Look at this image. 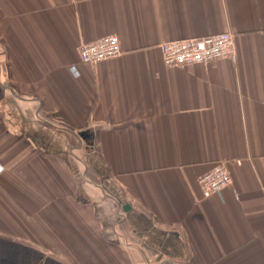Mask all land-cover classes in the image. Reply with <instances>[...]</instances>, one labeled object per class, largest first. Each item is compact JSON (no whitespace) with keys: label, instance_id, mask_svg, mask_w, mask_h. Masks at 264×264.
<instances>
[{"label":"crops","instance_id":"1","mask_svg":"<svg viewBox=\"0 0 264 264\" xmlns=\"http://www.w3.org/2000/svg\"><path fill=\"white\" fill-rule=\"evenodd\" d=\"M222 31L235 59L164 62ZM0 264H264V0H0Z\"/></svg>","mask_w":264,"mask_h":264},{"label":"built area","instance_id":"2","mask_svg":"<svg viewBox=\"0 0 264 264\" xmlns=\"http://www.w3.org/2000/svg\"><path fill=\"white\" fill-rule=\"evenodd\" d=\"M234 33L222 31L209 36L174 39L161 44L164 62L169 65L208 64L220 58L237 57ZM123 52L117 34H108L80 46L81 62L95 64L120 56ZM75 69V67H74ZM232 182L227 162L219 161L215 167L200 177L205 196L220 192Z\"/></svg>","mask_w":264,"mask_h":264},{"label":"water","instance_id":"3","mask_svg":"<svg viewBox=\"0 0 264 264\" xmlns=\"http://www.w3.org/2000/svg\"><path fill=\"white\" fill-rule=\"evenodd\" d=\"M129 207H130V206H129L128 204H126V205L124 206V209H125V210H128Z\"/></svg>","mask_w":264,"mask_h":264}]
</instances>
